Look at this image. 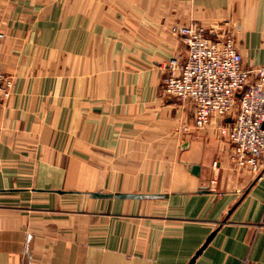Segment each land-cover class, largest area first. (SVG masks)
Segmentation results:
<instances>
[{
    "label": "crops",
    "instance_id": "crops-1",
    "mask_svg": "<svg viewBox=\"0 0 264 264\" xmlns=\"http://www.w3.org/2000/svg\"><path fill=\"white\" fill-rule=\"evenodd\" d=\"M93 1L0 0V264H264V171L164 93L166 9ZM205 10L264 64V0Z\"/></svg>",
    "mask_w": 264,
    "mask_h": 264
},
{
    "label": "built area",
    "instance_id": "built-area-1",
    "mask_svg": "<svg viewBox=\"0 0 264 264\" xmlns=\"http://www.w3.org/2000/svg\"><path fill=\"white\" fill-rule=\"evenodd\" d=\"M175 34L185 50L169 61L164 93L194 105L197 130L221 119L232 161L263 172L264 64L248 65L233 35L199 25L176 27ZM12 87V79L0 69V102L11 96Z\"/></svg>",
    "mask_w": 264,
    "mask_h": 264
},
{
    "label": "rangeland",
    "instance_id": "rangeland-1",
    "mask_svg": "<svg viewBox=\"0 0 264 264\" xmlns=\"http://www.w3.org/2000/svg\"><path fill=\"white\" fill-rule=\"evenodd\" d=\"M81 2V5L85 2L93 0H55L57 7H63L65 4H72L78 6ZM97 1L99 5H112L113 8L126 9V8H135L141 9L143 7H149L151 9H158L159 7H164L168 13V16L171 17L168 21L169 29L173 35L178 37L175 34V28L179 26L187 25H199L206 28L209 31H216L219 35H233L235 39L237 38V31L240 28V25L229 24L227 21L222 19L210 20L208 23H205L206 18L205 7L209 0H94ZM93 1V2H94ZM203 1L206 3L204 4ZM71 2V3H70ZM203 15L202 17L198 14ZM198 16V17H196ZM200 17V18H199ZM204 19V20H203ZM223 27V28H222ZM226 27V28H224ZM4 36L3 32H0V38ZM237 41V40H236ZM1 69V68H0ZM3 71V69H1ZM4 72V71H3ZM12 82L14 84V79Z\"/></svg>",
    "mask_w": 264,
    "mask_h": 264
},
{
    "label": "water",
    "instance_id": "water-1",
    "mask_svg": "<svg viewBox=\"0 0 264 264\" xmlns=\"http://www.w3.org/2000/svg\"><path fill=\"white\" fill-rule=\"evenodd\" d=\"M195 169H198V166L195 167ZM215 232H213L210 237L208 238L207 242L205 243V245L203 247H201V249H199V251L196 253L195 257L191 260L190 264H193L196 260V258L202 253V251L205 249V247L207 246V244L212 240V238L214 237Z\"/></svg>",
    "mask_w": 264,
    "mask_h": 264
}]
</instances>
